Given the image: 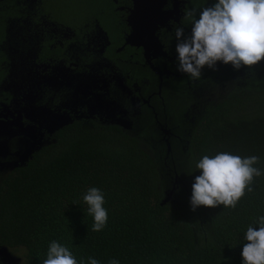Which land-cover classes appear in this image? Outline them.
Wrapping results in <instances>:
<instances>
[{"label": "trees", "instance_id": "16d2710c", "mask_svg": "<svg viewBox=\"0 0 264 264\" xmlns=\"http://www.w3.org/2000/svg\"><path fill=\"white\" fill-rule=\"evenodd\" d=\"M113 6L112 0H52L47 9L55 19L72 22L82 13L86 20L91 11L113 16ZM263 66H205L193 85L223 80L222 85L210 82L222 92L201 101V115L189 135L186 168L193 182L202 172L197 162L221 152L258 156L254 167L262 171L254 177V191L246 190L235 209L209 207L204 236L196 234L185 211L162 202L167 191L161 159L144 142L156 141V132L149 126L128 133L116 126L75 123L0 181V246L21 249L22 264H43L53 240L67 246L78 264L82 258L87 264L88 257L100 264L112 259L119 264H243L247 228L258 230L255 220L264 216ZM91 187L101 189L108 212L107 226L99 232L92 231L94 219L83 200Z\"/></svg>", "mask_w": 264, "mask_h": 264}, {"label": "flooded vegetation", "instance_id": "af4514ba", "mask_svg": "<svg viewBox=\"0 0 264 264\" xmlns=\"http://www.w3.org/2000/svg\"><path fill=\"white\" fill-rule=\"evenodd\" d=\"M51 1L0 0V150L4 155L11 153V147L30 144L48 115L62 123L52 131L53 139L41 146L56 141L75 123L141 131L158 117L160 103L163 112L172 116L175 108L164 90L183 94L195 83L176 70L175 29L183 27L190 33L185 11L211 6L215 0H164L167 22L156 33L167 55L149 60L142 47L126 43L133 0H112L113 16L91 11L86 20L82 13L72 22L55 19L47 9ZM99 16L111 30L105 29ZM91 38L95 44H90ZM257 65H264V60ZM216 67L233 66L218 61ZM55 71L62 78H55ZM102 98L107 102L104 109ZM4 155L0 154V181L16 167L1 171Z\"/></svg>", "mask_w": 264, "mask_h": 264}, {"label": "clouds", "instance_id": "9594fccd", "mask_svg": "<svg viewBox=\"0 0 264 264\" xmlns=\"http://www.w3.org/2000/svg\"><path fill=\"white\" fill-rule=\"evenodd\" d=\"M189 18L190 33L183 27L175 29L177 39V71L196 80L205 66L215 70L217 62L231 63L235 69L253 66L264 60V0H215L211 6L198 9L193 6L184 13ZM167 154L169 153L170 144ZM166 156V151H165ZM258 156L241 157L221 152L214 157L204 155L196 164L202 170L195 177L190 199L193 211L199 206L235 209L248 192L254 191V177L262 175L254 167ZM87 212L93 216L92 231H102L108 222V212L103 206L105 196L101 189L91 187L83 196ZM257 230L249 226L244 235L243 264H264V216L255 220ZM43 264H78L67 246L53 240L48 247ZM80 264H85L83 258ZM87 264H100L88 257ZM109 264H119L112 259Z\"/></svg>", "mask_w": 264, "mask_h": 264}, {"label": "rangeland", "instance_id": "374dc122", "mask_svg": "<svg viewBox=\"0 0 264 264\" xmlns=\"http://www.w3.org/2000/svg\"><path fill=\"white\" fill-rule=\"evenodd\" d=\"M61 28L64 30V27ZM59 34H61V32ZM92 43L94 42L91 38L90 44ZM219 68L221 70L223 69L221 67ZM260 72H264V66L263 69H260ZM53 76L55 78H62L61 73L58 71H55ZM242 77L246 76L242 74ZM197 80L198 79H192L190 82H196ZM222 81L223 80H219L218 77H215L211 81L205 80L201 85H198L195 88L192 87L185 91L188 93L187 95L185 93L174 94L170 91V88H166L164 90V96L166 100L170 101L174 105L175 111L172 116L167 115L168 113L163 112L162 104L159 102L160 104L157 106V111L159 112L158 117L154 120L155 122L152 121L149 124V128L156 132L158 138L156 141L150 139L144 140L147 144L146 147L148 149L151 148L150 150L152 152L155 151L156 155L161 159V171H163L164 175L165 192L167 191L166 196L168 201L176 205L179 209L185 211L187 217L194 225L196 234L201 233L202 236H204L209 230L207 218V211L209 207L201 205L196 208L195 211H193L191 207L190 199L192 196V185L194 182L193 178H191L187 173L186 150L189 135L193 131L198 118L201 115V112L197 114L199 108L201 107V101L203 100L202 102L204 103L209 101L210 98L215 100L217 98L216 96L222 92V87H216L213 86V84L210 87V82L222 85ZM191 84L197 85L196 83ZM186 85L187 84H184L182 86ZM101 104L102 109H104V106H107V102L104 101L103 98L101 100ZM166 105H168L167 101ZM179 112H182V119L177 116V113ZM51 121H53V124H51ZM61 123L62 121L60 119H56V117L51 118L49 115L45 116L43 118V126H41L40 131H36L35 137H32L33 139L30 144L20 147H11L8 151L11 153L7 155H4V153L0 150V154L5 156V158L2 157L4 161L1 166V171L3 170V172L5 171L7 173V171L12 167L24 164L33 150L40 147L43 143H47V140L53 139L54 135H52V131H54L56 126ZM166 141L170 144L171 148L168 154L167 147L165 148ZM164 150L166 151V156L165 154L163 155ZM171 159L172 161L170 162L169 160ZM0 263L22 264L21 249L19 251H11L4 246H0Z\"/></svg>", "mask_w": 264, "mask_h": 264}, {"label": "water", "instance_id": "95a60500", "mask_svg": "<svg viewBox=\"0 0 264 264\" xmlns=\"http://www.w3.org/2000/svg\"><path fill=\"white\" fill-rule=\"evenodd\" d=\"M163 3L164 0H133L134 7L127 18L131 31L126 38V43L142 47L148 60L154 55H167L156 33L159 27L167 22L162 11ZM168 149H170L169 145ZM167 201L166 196L162 202Z\"/></svg>", "mask_w": 264, "mask_h": 264}]
</instances>
